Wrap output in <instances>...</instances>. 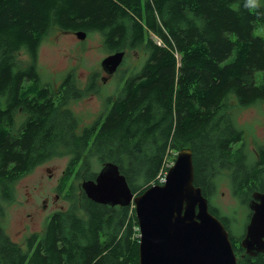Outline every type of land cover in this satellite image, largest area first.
Segmentation results:
<instances>
[{"label":"trees","instance_id":"obj_1","mask_svg":"<svg viewBox=\"0 0 264 264\" xmlns=\"http://www.w3.org/2000/svg\"><path fill=\"white\" fill-rule=\"evenodd\" d=\"M54 28L99 32L111 52L147 53L81 131L68 105L96 89V77L86 89L73 72L57 89L41 81L38 49ZM23 47L32 61L20 67ZM230 97L240 106L264 102V0L255 8L248 0H0V199L10 200L12 183L60 147L73 154L62 189L72 175L95 178L90 160L97 155L117 163L136 193L158 183L170 151L190 147L204 195L228 169L247 204L254 191L264 192V145L249 162ZM81 205L86 218L73 209L55 212L25 251L0 220V264H140L139 241L130 239L138 234L135 210L96 202L85 191ZM210 211L229 230L239 264H264V253H245L227 216Z\"/></svg>","mask_w":264,"mask_h":264},{"label":"rangeland","instance_id":"obj_2","mask_svg":"<svg viewBox=\"0 0 264 264\" xmlns=\"http://www.w3.org/2000/svg\"><path fill=\"white\" fill-rule=\"evenodd\" d=\"M153 37L155 40L159 39L155 35ZM110 53L112 52L105 47L103 35L99 32H90L86 38L81 39L75 32L54 28L39 46L37 63L41 81L54 89L61 85L69 72L74 73L76 84L82 89H86L93 75L96 77V89L80 98L72 99L68 105L78 118V131L107 110V98L121 89L124 76L138 70L147 57L143 49L126 50V58L119 69L104 81L102 76L107 73L103 70L101 62ZM17 58L20 67H25L32 61L25 47L20 49ZM261 73L259 71L258 76ZM229 101L235 125L244 131L248 161L253 162L257 158L258 148L264 145V102L240 106L235 97H230ZM72 157L69 149L58 148L50 158L37 164L12 183L10 200L0 199V220L5 231L24 251L27 250V239L33 233L42 235L54 212L73 209L78 216L86 218L81 205V195L84 191L82 183L85 177L76 178L72 175L68 190L59 188ZM103 164L97 155L92 156L91 172H99ZM229 173L228 169L220 170L214 179V192L208 198L211 206L215 205L221 215L229 218L232 233L240 240L245 234L251 211L248 203H243L234 193ZM44 199L49 202L47 209L42 208ZM134 209L132 207L133 212ZM131 212L130 215L133 214ZM29 213L33 215L34 220Z\"/></svg>","mask_w":264,"mask_h":264},{"label":"water","instance_id":"obj_3","mask_svg":"<svg viewBox=\"0 0 264 264\" xmlns=\"http://www.w3.org/2000/svg\"><path fill=\"white\" fill-rule=\"evenodd\" d=\"M84 39L87 32L75 31ZM125 50L114 51L101 62L110 76L122 64ZM82 188L92 200L128 206L132 202L139 223L140 264H239L229 230L210 211L209 199L195 184L193 152H177L164 183L136 193L115 162H106L95 178L84 179ZM251 216L241 239L245 253H264V192L254 191Z\"/></svg>","mask_w":264,"mask_h":264},{"label":"flooded vegetation","instance_id":"obj_4","mask_svg":"<svg viewBox=\"0 0 264 264\" xmlns=\"http://www.w3.org/2000/svg\"><path fill=\"white\" fill-rule=\"evenodd\" d=\"M144 0H142V2H143ZM109 75L107 74V75H103L102 76V80H104V81H107L108 79H109ZM90 83H91V81H90ZM95 83H96V79H95ZM62 84V83H61ZM97 86V85H96ZM72 100V99H71ZM105 164V163H104ZM103 164V165H104ZM64 173H65V171H64ZM62 182H63V177L61 178V183H60V190H61V185H62ZM57 196H58V194H57ZM108 205H110V204H108ZM48 206H49V202H48V200L47 199H44V201H43V205H42V208L43 209H47L48 208ZM111 206H124V205H120V204H117V205H111ZM55 213V212H54ZM53 213V214H54ZM52 214V215H53ZM29 216L31 215L32 216V218H33V220H34V217H33V215L31 214V213H29L28 214ZM251 216V215H250ZM250 218V217H249ZM130 239H131V241L133 242V243H136L137 244V241H139V237L138 236H136V235H133V236H131L130 237ZM140 242V241H139ZM140 244V243H139Z\"/></svg>","mask_w":264,"mask_h":264},{"label":"built area","instance_id":"obj_5","mask_svg":"<svg viewBox=\"0 0 264 264\" xmlns=\"http://www.w3.org/2000/svg\"><path fill=\"white\" fill-rule=\"evenodd\" d=\"M172 163L173 161H171V159H168V158L166 159L164 163V167L161 169V171L157 175L158 182L163 183L166 180L167 169Z\"/></svg>","mask_w":264,"mask_h":264},{"label":"clouds","instance_id":"obj_6","mask_svg":"<svg viewBox=\"0 0 264 264\" xmlns=\"http://www.w3.org/2000/svg\"><path fill=\"white\" fill-rule=\"evenodd\" d=\"M260 2V0H248V5L250 6V7H252V8H255V7H257V5H258V3ZM158 183H160V182H158ZM249 204V203H248ZM249 206V205H248ZM250 211H251V209H250ZM250 219V218H249ZM245 231H246V228H245ZM242 238H243V236H242ZM241 238V239H242ZM240 243H241V240H240Z\"/></svg>","mask_w":264,"mask_h":264},{"label":"bare ground","instance_id":"obj_7","mask_svg":"<svg viewBox=\"0 0 264 264\" xmlns=\"http://www.w3.org/2000/svg\"><path fill=\"white\" fill-rule=\"evenodd\" d=\"M213 206V205H212ZM215 206V205H214ZM212 208V207H211ZM83 238V237H82ZM87 241V240H86Z\"/></svg>","mask_w":264,"mask_h":264}]
</instances>
